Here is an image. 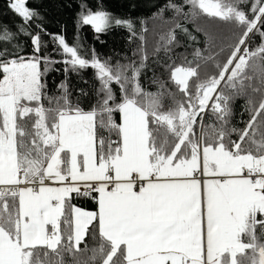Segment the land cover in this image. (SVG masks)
<instances>
[{
	"label": "snow or ice",
	"instance_id": "1",
	"mask_svg": "<svg viewBox=\"0 0 264 264\" xmlns=\"http://www.w3.org/2000/svg\"><path fill=\"white\" fill-rule=\"evenodd\" d=\"M27 4L7 6L30 56L0 25V264H264V0L158 3L151 19L167 30L151 53L164 54L155 91L140 81L146 20L138 30L80 0L78 28H123L141 41L138 61L111 63L59 34L44 53L40 32L23 26L38 18ZM188 23L207 48L181 44L196 40ZM89 69L94 83L73 87L69 74L89 84ZM239 99L242 127L232 123Z\"/></svg>",
	"mask_w": 264,
	"mask_h": 264
},
{
	"label": "trees",
	"instance_id": "2",
	"mask_svg": "<svg viewBox=\"0 0 264 264\" xmlns=\"http://www.w3.org/2000/svg\"><path fill=\"white\" fill-rule=\"evenodd\" d=\"M88 7L95 11L98 7V3L104 4L105 10L121 18L132 19L136 22L137 29L139 30L140 20H146L147 32L144 33L146 40V51L149 53L148 68H145L140 77V81L143 87L155 91V85L151 84L153 77V71L157 76L161 75V70L156 66L154 61H163V52L158 56L151 55L153 47L162 32L167 30V26L161 21L153 20L151 17L156 11V5L162 3L163 0H86ZM8 0H0V25H7L9 29L16 32V36L12 43L19 46L21 55L30 56L32 54V45L30 36H24L18 32L22 24V19L15 15L7 6ZM27 6L35 10L38 13V18H34L32 22L27 25H23L30 34L40 32V36L43 42L47 43L48 47L43 49L44 53H50L53 48L56 47L51 41L49 34H59L64 36L66 43L69 46H74L77 40L80 43V54L85 58L91 57V50L95 49V52L99 57L104 60L111 58V63H115L119 60L121 63H127L125 57L139 60V56L133 57L132 53L138 48L141 41L136 38L130 37V33L126 29H112L106 33H95L89 25L77 27L78 13L80 12V0H28ZM171 14H168L170 19ZM39 23L44 31H40L35 27V24ZM189 31L196 37L195 41L187 39L185 36H179L181 44H186L188 53H191L195 49H205L208 45L205 43V33L197 31L195 24L188 23L186 25ZM200 27L210 28V25L201 21ZM62 53V49L60 50ZM178 51H184V48L178 49ZM53 58L60 60L63 59L62 55L53 54ZM191 58V57H189ZM56 68L61 69L59 72H52L48 76V83L50 88H55V84L59 83L63 79V65L56 64ZM94 70H86L82 72L81 76L83 80H88L89 84L82 83L81 77H78L74 73H70V83L75 88H89L94 83L92 74ZM166 77V73L164 74ZM115 87V86H114ZM243 99H239L233 105L234 116L232 123L238 127H242L239 123L241 119L246 120L248 114L245 112L243 117L240 113L242 111ZM207 119V117H206ZM79 207L87 210H95L93 202L84 198H79L73 201ZM83 246V245H82Z\"/></svg>",
	"mask_w": 264,
	"mask_h": 264
},
{
	"label": "rangeland",
	"instance_id": "3",
	"mask_svg": "<svg viewBox=\"0 0 264 264\" xmlns=\"http://www.w3.org/2000/svg\"><path fill=\"white\" fill-rule=\"evenodd\" d=\"M90 27H91V25H89ZM91 29H92V27H91Z\"/></svg>",
	"mask_w": 264,
	"mask_h": 264
}]
</instances>
